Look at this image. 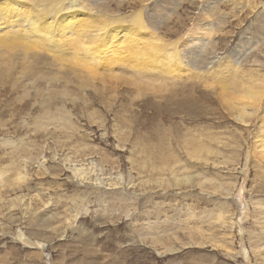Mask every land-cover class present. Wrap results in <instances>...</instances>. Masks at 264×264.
Listing matches in <instances>:
<instances>
[{
    "label": "rangeland",
    "instance_id": "1",
    "mask_svg": "<svg viewBox=\"0 0 264 264\" xmlns=\"http://www.w3.org/2000/svg\"><path fill=\"white\" fill-rule=\"evenodd\" d=\"M83 2L129 16L124 24L140 12L186 67L139 87L110 52L109 80L66 72L44 51L47 61L24 67L9 54L11 68L0 66V264H264V116L237 94L230 110L219 86L232 84L229 98L264 85V0ZM243 106L250 115L240 121ZM60 112L59 122L51 113ZM185 138L202 159L186 153Z\"/></svg>",
    "mask_w": 264,
    "mask_h": 264
},
{
    "label": "bare ground",
    "instance_id": "2",
    "mask_svg": "<svg viewBox=\"0 0 264 264\" xmlns=\"http://www.w3.org/2000/svg\"><path fill=\"white\" fill-rule=\"evenodd\" d=\"M84 5L83 0L80 2L79 0H0V31L3 32L6 29L5 32L0 33V66L4 67L5 65L6 70L11 68L12 59L9 54L13 52L22 55L19 62L23 67L30 65V62H26L30 57L35 62L33 65L43 63L47 59L41 55L40 51H44L51 55L52 58H48L51 65L57 67V63L60 66L62 63L67 64L69 68L66 72L77 75L79 72H74L70 68L81 67L90 73L92 78L109 80L114 69L113 67L111 70L110 67V52L112 57L116 56L121 61H127L130 69L121 67L118 68L120 72L135 71L139 74L140 81H136L139 87L144 79L156 80L161 74L180 73L186 67L174 49L175 44L167 43L161 36L148 30L142 22L140 12L131 15V22L124 24L123 21L127 20L129 16L117 18L110 17L103 12L93 13ZM134 49L136 60L131 52ZM68 77L70 76L68 75ZM219 86L220 92L224 96L222 100L227 102V107L230 110L236 105L233 102V94H237L240 98L250 102L246 105L251 108V115L261 109L260 113L264 116V85L257 86L255 90L249 86L238 93L230 92L229 98L227 92L233 88L232 84L219 81ZM45 93L44 96L47 98L48 93ZM245 106H243L244 109L235 108L236 119L245 121L246 117L250 115ZM51 115L58 121L66 120L63 112L51 113ZM62 125L60 129L63 128ZM259 136L262 140L260 148L264 149V135ZM191 139L195 138L191 137ZM183 141L187 154L196 157V159L204 157L203 152L198 149L200 145L190 138H185ZM203 151L205 152L207 149ZM91 164H94L93 161ZM74 167L78 175L85 172L83 167L79 168L76 164ZM141 167L146 168V165L143 164ZM152 168L153 170L156 168V171L161 170L155 165ZM175 169L170 166L169 172H174ZM180 174L179 168L176 176ZM186 179L190 181L191 176ZM207 181L212 182L210 178ZM222 189L229 190L224 186ZM41 246L43 247V245Z\"/></svg>",
    "mask_w": 264,
    "mask_h": 264
}]
</instances>
